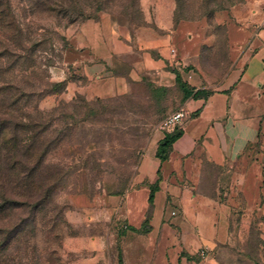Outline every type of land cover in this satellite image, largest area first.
<instances>
[{
	"label": "rangeland",
	"instance_id": "rangeland-1",
	"mask_svg": "<svg viewBox=\"0 0 264 264\" xmlns=\"http://www.w3.org/2000/svg\"><path fill=\"white\" fill-rule=\"evenodd\" d=\"M1 1L7 22L0 27V87L5 96L27 95L19 109L38 105L53 114L50 137L56 146L46 163L61 170L64 180L51 186V201L36 216L24 204L0 221V264H159L161 241L150 223L154 205L142 190L157 183L142 182L140 167L165 134L179 131L161 128L186 102L175 72L187 88L191 76L214 82L228 70V38L218 20L243 0H174L171 24L162 14V24H155V6H143L142 0H134V7L131 0H104L107 7L99 13L89 9L94 0L64 7L56 0ZM78 8L94 17L71 23L68 16H78ZM95 20L120 30L121 39L129 33L132 47L141 28L170 35L163 54L150 50L153 60H161L156 65L137 69L145 56L134 53L115 57L110 71L97 73L127 78L126 93L98 98L85 75L94 64L82 57L81 29ZM63 81L64 92L37 102L36 94ZM82 99L93 103L96 114ZM246 156L244 162L206 167L205 187L219 184L224 219L215 224L222 234L216 247L199 248V254L207 252L198 255L200 264H264V208L255 205V189L245 194L237 187L246 171L248 186L258 178L264 187V140ZM173 211L168 204L161 232L164 226L173 233L179 228ZM163 259L170 264L168 253Z\"/></svg>",
	"mask_w": 264,
	"mask_h": 264
},
{
	"label": "crops",
	"instance_id": "crops-1",
	"mask_svg": "<svg viewBox=\"0 0 264 264\" xmlns=\"http://www.w3.org/2000/svg\"><path fill=\"white\" fill-rule=\"evenodd\" d=\"M142 2L143 6L144 3L155 6V24H162L159 21L161 14L167 24L173 22L174 0ZM218 24H223L228 38V70L214 82L205 76L189 78L191 86L187 89L190 92H210L206 97H191L184 103L183 108L189 114L179 128L182 135L173 143L168 159L162 162L157 157L158 145L144 157L140 167L142 182L152 185L158 181L150 223L157 230L156 240L161 241L159 264H164L165 252L169 254L170 264H200L199 248L216 247L222 234L215 224L224 219L219 209L224 205L217 196L219 184L205 187L206 167L208 163L221 167L238 160L244 162L247 150L264 140V0H243L221 13ZM139 31L132 47L129 33L124 32L121 39L120 30L98 20L87 21L81 29L82 57L85 62L94 64L85 75L91 88L97 90L98 98L128 91L127 78L109 76L103 79L97 74L103 67L110 71L115 57L143 52L145 62L136 66L141 70L161 61H154L150 50L163 54L170 35H159L152 28ZM132 80L137 78L132 77ZM257 181L255 178L254 186H248L246 171L237 187L245 194L255 189L253 200L262 211L264 187L262 180ZM151 187L142 189L148 198ZM168 204L176 212L174 216L171 213V217L178 219L176 226L179 228L174 233L166 226L161 232Z\"/></svg>",
	"mask_w": 264,
	"mask_h": 264
},
{
	"label": "trees",
	"instance_id": "trees-1",
	"mask_svg": "<svg viewBox=\"0 0 264 264\" xmlns=\"http://www.w3.org/2000/svg\"><path fill=\"white\" fill-rule=\"evenodd\" d=\"M69 1L77 3V0H56V5L64 7V4ZM103 1L94 0L89 5V9L96 13L103 11L107 7L106 4H102ZM133 3L134 0H131L130 6L134 7ZM4 6L5 4L0 0V27H3V22H7ZM7 6L10 10L11 6L9 7V4ZM78 11V16H68L71 23L78 18L90 19L94 17L83 12L82 8H78ZM59 12L63 13L64 9L60 8ZM8 25L12 27L14 24L10 20ZM175 75L185 100L191 97L203 98L207 96L205 91H197L193 94L182 84L179 73L175 72ZM66 87V81L51 83L46 92L36 94L37 102L44 96L64 92ZM4 90L3 87H0V221L14 214V211L23 207L24 204H29L32 216H36L38 211L49 203L54 189L51 186H62L64 180L61 170L46 163L48 155L56 146L55 140L50 137V129L54 120L53 114L41 111L38 105H24V108L19 109V104L24 101L27 95L23 94L22 98L15 95L5 96ZM82 101L94 114L93 103L90 104L84 99ZM96 102L99 103V100ZM181 135L182 130L179 129L177 132L165 134L160 141L157 157L162 162L168 159L173 143ZM156 183V186L151 187L150 205H154L158 181ZM38 186H42V188H38Z\"/></svg>",
	"mask_w": 264,
	"mask_h": 264
},
{
	"label": "built area",
	"instance_id": "built-area-1",
	"mask_svg": "<svg viewBox=\"0 0 264 264\" xmlns=\"http://www.w3.org/2000/svg\"><path fill=\"white\" fill-rule=\"evenodd\" d=\"M188 111L185 108H181L180 110L176 111L175 113L169 115L161 124V128L165 130H174L175 128H180L186 121L188 117ZM172 215H176V212H172ZM201 257H206L207 252L202 251L200 253Z\"/></svg>",
	"mask_w": 264,
	"mask_h": 264
}]
</instances>
